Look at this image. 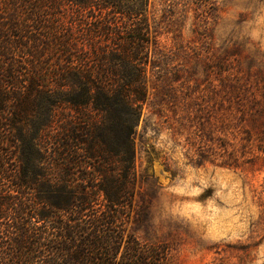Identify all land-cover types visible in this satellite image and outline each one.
I'll return each mask as SVG.
<instances>
[{
    "label": "trees",
    "instance_id": "trees-1",
    "mask_svg": "<svg viewBox=\"0 0 264 264\" xmlns=\"http://www.w3.org/2000/svg\"><path fill=\"white\" fill-rule=\"evenodd\" d=\"M150 1L0 0V264H170L124 236Z\"/></svg>",
    "mask_w": 264,
    "mask_h": 264
},
{
    "label": "rangeland",
    "instance_id": "rangeland-1",
    "mask_svg": "<svg viewBox=\"0 0 264 264\" xmlns=\"http://www.w3.org/2000/svg\"><path fill=\"white\" fill-rule=\"evenodd\" d=\"M148 17L124 236L170 264H264V0H151Z\"/></svg>",
    "mask_w": 264,
    "mask_h": 264
}]
</instances>
